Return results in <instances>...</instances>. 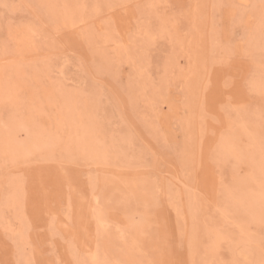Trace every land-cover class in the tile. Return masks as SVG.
I'll return each mask as SVG.
<instances>
[{
	"label": "rangeland",
	"instance_id": "rangeland-1",
	"mask_svg": "<svg viewBox=\"0 0 264 264\" xmlns=\"http://www.w3.org/2000/svg\"><path fill=\"white\" fill-rule=\"evenodd\" d=\"M0 264H264V0H0Z\"/></svg>",
	"mask_w": 264,
	"mask_h": 264
},
{
	"label": "bare ground",
	"instance_id": "bare-ground-1",
	"mask_svg": "<svg viewBox=\"0 0 264 264\" xmlns=\"http://www.w3.org/2000/svg\"><path fill=\"white\" fill-rule=\"evenodd\" d=\"M263 24V23H262ZM60 225V224H59ZM58 226V225H57Z\"/></svg>",
	"mask_w": 264,
	"mask_h": 264
}]
</instances>
